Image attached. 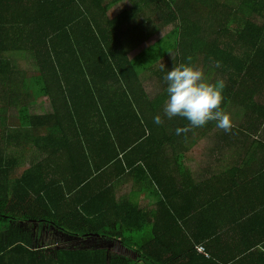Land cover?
Returning a JSON list of instances; mask_svg holds the SVG:
<instances>
[{"label":"trees","instance_id":"1","mask_svg":"<svg viewBox=\"0 0 264 264\" xmlns=\"http://www.w3.org/2000/svg\"><path fill=\"white\" fill-rule=\"evenodd\" d=\"M125 1L134 8L109 18ZM256 18L264 20V0H0V264H132L86 249L50 257L60 251L39 250L33 238L32 224L41 222L80 239L116 223L124 247L148 264H223L210 255L209 238L194 233L200 214L192 211L201 206L192 190L202 186L180 166L216 123L193 128L175 117L154 124L166 91L152 102L141 77L154 74L167 87L166 72L191 63L211 82L225 83L226 113L244 110L251 125L263 126L264 26ZM164 59L168 65L155 71ZM48 104L52 113L31 111ZM12 109L18 120L6 118ZM175 165L193 185L183 205L172 201L166 178L156 190L159 209L110 197L109 183L129 172L160 181L153 174ZM213 189L229 195L226 186ZM158 221L177 238L172 251L164 245L154 255Z\"/></svg>","mask_w":264,"mask_h":264},{"label":"crops","instance_id":"2","mask_svg":"<svg viewBox=\"0 0 264 264\" xmlns=\"http://www.w3.org/2000/svg\"><path fill=\"white\" fill-rule=\"evenodd\" d=\"M259 102L264 107V97L259 99ZM49 105L51 106L49 112L52 113V104L47 106ZM238 113L241 114V127L233 126L235 131H231L230 137H227L226 134H219L218 139L215 140L217 144L208 149L211 153L206 151L204 156H200L199 161L195 156L197 152L193 151L196 146L192 147V154L181 161L180 166L183 170H189L193 178L195 174L188 166L200 162L208 154L207 171L201 178L199 177L197 180L193 178L194 183L202 186L199 191L192 190V193L195 191L196 195L194 201L203 208L198 207L202 213L198 212V209L192 212L200 214V224L194 233L199 238H209L206 239L207 245H205L208 247V244H211L212 254L210 255L223 264H264V125L258 123L251 125L246 111H238ZM212 131L213 129L204 130L205 133H202L203 135L200 136L196 145H200ZM249 133H252V136ZM214 147H216L215 151H213ZM206 161L205 158L203 162ZM153 176L160 181H154L151 178V173L129 172L113 183H109L110 186L113 185L114 190L110 197L114 199L115 196L118 202L130 201L128 200L130 198L148 210L153 207L159 209L160 199L156 190L160 187L159 185L161 187L165 185L164 179L166 178V184L173 182L171 186H173L172 193H175V197L172 201L175 204L183 205L184 200L189 199L190 190L186 194L185 188L191 189L193 186L191 177H184L176 165L163 169ZM1 177H4V174H1ZM218 179L221 180L219 184H217ZM218 186L219 189L226 186L229 195H225L223 192L218 194L213 189ZM196 206L193 203L189 209L192 210ZM116 207L113 205L111 208L113 211L120 212L116 210ZM165 213L166 210H163L159 216L164 217ZM91 225L94 228L93 223ZM32 226L35 231L33 238L36 239L37 249L60 251V253L48 252L47 255L50 257L59 258L66 252L84 251L88 245L89 248L86 247L88 249L85 251L90 253L105 251L108 257L113 255V259L116 260L127 258L124 254L135 256L137 260L127 259L132 264H144L143 262L146 261L133 245L132 249L126 245L124 247L122 244L124 231H119L116 223L107 227V231L103 233L96 231L90 233L91 236L88 239L75 238L52 223H33ZM162 229L165 233L162 232ZM4 230L5 227L0 226V233ZM154 231L156 238L158 237V249L154 250V255L162 254L164 245L165 249L172 251L177 234L171 229L166 230L164 223L159 221L155 224ZM185 232L190 234L187 230ZM77 233L79 234V232ZM39 244H44V247L39 248ZM77 244H84L85 247L77 248ZM121 250H124L123 254L119 253ZM91 255L93 256V254ZM145 263L148 264L147 261Z\"/></svg>","mask_w":264,"mask_h":264},{"label":"clouds","instance_id":"3","mask_svg":"<svg viewBox=\"0 0 264 264\" xmlns=\"http://www.w3.org/2000/svg\"><path fill=\"white\" fill-rule=\"evenodd\" d=\"M188 59L191 61V57ZM163 79L167 85V98L163 116L160 114L154 116V124L162 125L165 119L181 117L193 128L204 127L210 121H214L219 129L224 131L231 129V117L221 107L225 101L223 95L225 83L222 80L211 82L203 70L191 63L174 66L166 72ZM188 130V127L177 128L176 135Z\"/></svg>","mask_w":264,"mask_h":264},{"label":"rangeland","instance_id":"4","mask_svg":"<svg viewBox=\"0 0 264 264\" xmlns=\"http://www.w3.org/2000/svg\"><path fill=\"white\" fill-rule=\"evenodd\" d=\"M224 3H226L225 1H223ZM231 5V3H229ZM134 8V4L132 3V1H125L124 3L120 4L118 7L114 8L113 10H111V12L109 13V18L114 19L115 17H117L118 15H120L121 13H123L124 11L127 10H132ZM145 12V11H144ZM143 13V12H142ZM144 15H147V13H143ZM140 14V15H143ZM158 13H156V17L158 20H156L155 17V21L156 23H161L160 19L158 18ZM256 23L260 26H264V20L260 19V18H256ZM172 29V26H169L167 28V30H165L164 32L161 33V37L164 36L166 33H168L170 30ZM168 60H163L160 63H158L155 66V71H160L161 67H166L168 65ZM157 73V72H156ZM141 85L142 88L146 91V93L149 95V98L153 101H155L162 93H164L166 91V87L163 83V81L161 79L158 78V76L154 75V74H144L141 77ZM51 106H40V107H34L31 109L32 113L35 115H43L46 114L47 112L50 111ZM7 114H5L6 118H15L16 120L19 119V115L16 112L15 109L12 110H7ZM235 113H229L230 117H231V121H232V126L235 127H241L242 125H240L242 122V119L240 117V113H238V109L235 108L232 110ZM226 136L228 135L227 131H224L222 129H219L218 127H214V130L208 135V137L206 139L203 140V142L200 143V145L196 146L193 151L197 152L196 156L197 160L199 161L200 156H204L203 154H205V152L207 151L208 153H211L208 151L209 148L212 147V145L217 144V142L215 140L218 139L219 134H225ZM216 150V147L213 148V151ZM214 153V152H213ZM207 159L206 162H203L204 159ZM205 158L203 160H201L200 162H196L193 165H190L188 167H190L192 170V173H194L195 175H193V178L195 180H197L199 177L201 178L203 174H205V171H207V166L209 165V159H208V154L205 155ZM27 160H28V156H27ZM203 162V163H201ZM104 244V243H103ZM82 244H77V248H81ZM84 245V244H83ZM44 244H39V248H43ZM85 247V245H84ZM86 247H88V245H86ZM84 248V249H88V248ZM109 247L111 248V245H109ZM118 250V249H117ZM124 250H121L119 253L123 254ZM127 258H123V259H133V260H137V258L135 256H130V255H125ZM110 258V256H109ZM123 259L120 260H115V261H119V262H124ZM113 261V260H111ZM144 264H146L145 262H143Z\"/></svg>","mask_w":264,"mask_h":264},{"label":"built area","instance_id":"5","mask_svg":"<svg viewBox=\"0 0 264 264\" xmlns=\"http://www.w3.org/2000/svg\"><path fill=\"white\" fill-rule=\"evenodd\" d=\"M197 251H199L200 254H203L205 255L207 253L205 247H200V248H197Z\"/></svg>","mask_w":264,"mask_h":264}]
</instances>
